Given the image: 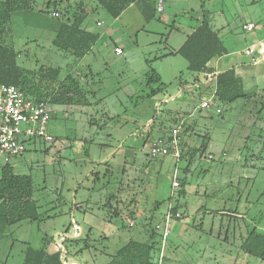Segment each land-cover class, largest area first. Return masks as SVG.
<instances>
[{
    "label": "rangeland",
    "instance_id": "rangeland-1",
    "mask_svg": "<svg viewBox=\"0 0 264 264\" xmlns=\"http://www.w3.org/2000/svg\"><path fill=\"white\" fill-rule=\"evenodd\" d=\"M79 2L86 3L85 25L98 38L72 68L68 54L52 44L57 24L52 11L69 5L72 12ZM27 6L12 12L0 43L12 47L17 62L28 69L52 65L61 68V77L79 74L87 104L50 105L48 130L56 143L29 139L25 151L12 159L16 173L31 176L39 211L50 217L1 230L0 264H21L27 244L38 246L45 235L55 238L65 230L72 235L74 227L79 233L90 227L92 238L106 233L110 239L103 245L109 252L130 238L146 241L150 229L161 224L170 196L182 217L171 222L162 249L165 262L264 264L239 248L252 227L264 232V156L259 158L257 137H247L249 130L241 122L246 108L241 99L219 102L221 114L212 110L214 102L198 107L215 84L190 71L188 61L176 52L205 16L227 50L221 61L225 65L219 67L240 64L245 91L264 87V76L256 75L264 63V0H162L163 11L149 21L136 3L118 17L95 0H29ZM248 21L254 29L243 27ZM249 44L258 64L242 52ZM149 69L158 73L161 84L146 85ZM159 86L158 93L148 95L150 87ZM179 124L180 138L192 146L205 131L211 137L188 172L183 157L176 161L171 155L148 154L152 139L170 134ZM109 166L112 170L106 173ZM175 168L178 178L186 180L181 196L171 187ZM92 171L99 172L98 179ZM108 181L115 183L114 192L105 188ZM110 193L115 195L111 206L106 204ZM156 201L160 204L154 209ZM122 205L136 217L125 211L117 222H108V209ZM160 252L161 244L159 261Z\"/></svg>",
    "mask_w": 264,
    "mask_h": 264
},
{
    "label": "trees",
    "instance_id": "trees-1",
    "mask_svg": "<svg viewBox=\"0 0 264 264\" xmlns=\"http://www.w3.org/2000/svg\"><path fill=\"white\" fill-rule=\"evenodd\" d=\"M28 2L29 0H0V38L9 31L12 12L18 8L28 7ZM95 2L113 17H118L132 3H136L145 21L154 18L157 12V0H95ZM69 9H71L69 5L66 6L64 11L59 8L53 9L57 10L59 15L54 16L57 19V24L55 25L52 44L58 50L68 54L66 56L69 61L67 65L72 67L91 50L98 38V33L85 25L88 14L85 2L75 4L74 10H71L72 12ZM176 52L188 61L190 71L198 74L202 73L207 77L209 74H214L215 71L211 62L226 54L227 50L218 32L213 29L204 16L187 34L184 42ZM17 54L12 47L0 43V82L13 84L28 97L36 101H45L49 105L87 104L86 94L88 91L81 79L77 77L79 74L75 75L68 72L61 77V68L52 65H40L37 69H28L17 62ZM145 78L147 86H150L151 83L161 84L160 76L154 69H149ZM242 83L234 68L218 71L214 75L213 102L219 105V102L233 103L238 99L242 100L241 105L246 109L243 110L244 114L241 122L243 127H247L249 130L247 137H251L253 140L257 137V154L260 158L261 155L264 156V87L245 91ZM160 89L161 86L150 87L148 95L154 96ZM222 111L221 108L219 114ZM186 129L188 130V128ZM200 138L197 146H192L188 142L180 140L181 158L183 157L187 162L184 168L185 172H188L195 156L205 152L211 140L208 131H205ZM56 140V137H54L52 143H56ZM110 170L112 168L109 166L105 172L108 173ZM91 173H95V179L99 178V172L92 171ZM178 179L180 180V186L177 188V195L181 196L185 192L186 180L185 178ZM104 186L105 188H112V192H114L115 183L108 181ZM114 196L113 193L108 194L106 204L110 205ZM169 202L172 203L173 211H178V205L171 201V196L168 198L167 205ZM159 204L160 202L156 201L153 205L154 209H157ZM39 207V204L33 198L31 176L16 173L11 162L1 165L0 231L22 220L42 222L49 218L50 215L40 212ZM74 207H77V205L75 204ZM125 211H127L129 218L134 219L136 217L133 209L122 205L121 209L118 207L108 209L109 213L106 214V219L110 223L113 220L117 222V218L121 217ZM163 215L160 219L161 222ZM180 217H182V214ZM118 227L119 229L122 228L121 226ZM91 230L89 227L86 232L81 231L79 233L78 228L74 227L72 235H69L67 230L64 234H60L55 238L45 235L41 238L38 246L29 244L25 246L21 264H176L169 260V262H165L163 256H160V261L156 258L159 254L162 236L156 227L150 229V238L146 241L130 238L118 249L110 252L106 244L103 245V243L109 241L110 236L103 232L99 237L92 238L90 237ZM52 243L56 245L53 249L50 248ZM239 248L246 254L257 257L264 262V232L258 231L255 226L252 227L243 237Z\"/></svg>",
    "mask_w": 264,
    "mask_h": 264
},
{
    "label": "built area",
    "instance_id": "built-area-1",
    "mask_svg": "<svg viewBox=\"0 0 264 264\" xmlns=\"http://www.w3.org/2000/svg\"><path fill=\"white\" fill-rule=\"evenodd\" d=\"M157 12H162V0H157ZM53 16H58L57 10L52 11ZM97 24H100L97 21ZM255 25L252 22L246 23L243 27L252 29ZM120 52L119 48H115ZM247 55H252V61L257 63L259 60L255 56V50L249 46L243 50ZM213 96L202 100L198 107L208 108L213 102ZM215 105V112L219 113L221 107ZM51 106L42 100H34L13 84L0 82V166L10 163L13 158L20 156L26 149V142L32 138H41L45 142L52 143L54 136L48 130V123L51 117ZM182 123V121H180ZM180 124L171 129L167 136H158L152 139L149 148V154L152 157L157 155H171L178 161L181 158L180 146ZM212 154H208L210 158ZM180 182L177 176V170L172 176V189L178 188ZM179 211H173L172 203L169 202L161 224H157L161 236V252L167 236L170 234L171 222L180 217Z\"/></svg>",
    "mask_w": 264,
    "mask_h": 264
},
{
    "label": "crops",
    "instance_id": "crops-1",
    "mask_svg": "<svg viewBox=\"0 0 264 264\" xmlns=\"http://www.w3.org/2000/svg\"><path fill=\"white\" fill-rule=\"evenodd\" d=\"M163 11V10H162ZM248 22H251V21H248ZM245 25V24H244ZM243 25V26H244ZM194 28V26L192 27V29ZM255 28V26L252 28V29H254ZM192 31V30H191ZM190 31V32H191ZM189 32V33H190ZM258 41H260V39L258 40ZM251 44H254V42L253 43H251ZM251 44H249V45H247V46H245V47H243L242 48V52H243V50L246 48V47H248V46H251ZM244 53V52H243ZM244 55H247V54H245L244 53ZM250 56V55H249ZM223 58H224V55L223 56H221V57H219V58H216L215 60H213L212 62H211V64H212V66L214 67V69H215V71H214V74H209L207 77H205V79H204V81L205 82H208V81H210V82H214V75L218 72V71H220V70H224V69H227V68H234V70H235V72H236V74L237 75H239V74H242L241 73V71H240V68H241V65L239 64L238 66H231V67H224V68H221V67H219L220 65H225L224 63H222L221 61L223 60ZM251 59H252V57H250ZM258 62V61H257ZM258 64V63H257ZM256 66H258V65H256ZM259 68V67H258ZM261 68V67H260ZM259 68V70L256 72V75L257 74H259V76H264V63H262V68L260 69ZM257 70V69H256ZM263 87V86H262ZM261 87V88H262ZM258 89H260V88H258ZM213 93H214V91L211 93V96L213 95ZM210 96V97H211ZM209 97V98H210ZM218 106H220V105H218ZM221 107V106H220ZM212 110H214L215 111V108L214 109H212ZM12 162V161H11Z\"/></svg>",
    "mask_w": 264,
    "mask_h": 264
}]
</instances>
